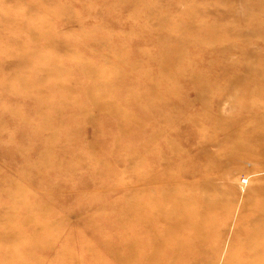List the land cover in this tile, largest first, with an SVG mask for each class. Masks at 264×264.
I'll return each mask as SVG.
<instances>
[{
	"label": "rangeland",
	"instance_id": "374dc122",
	"mask_svg": "<svg viewBox=\"0 0 264 264\" xmlns=\"http://www.w3.org/2000/svg\"><path fill=\"white\" fill-rule=\"evenodd\" d=\"M263 184L264 0H0V264H109L174 192L233 264Z\"/></svg>",
	"mask_w": 264,
	"mask_h": 264
},
{
	"label": "bare ground",
	"instance_id": "6f19581e",
	"mask_svg": "<svg viewBox=\"0 0 264 264\" xmlns=\"http://www.w3.org/2000/svg\"><path fill=\"white\" fill-rule=\"evenodd\" d=\"M145 179L153 180L148 174ZM259 189L264 193V184ZM185 200L174 192L166 201H146L145 197L129 201L125 209L128 230L107 244L109 264H197L209 241L217 205ZM249 227L252 232L235 253L233 264H264V199ZM8 257L16 254L7 252L3 258Z\"/></svg>",
	"mask_w": 264,
	"mask_h": 264
}]
</instances>
